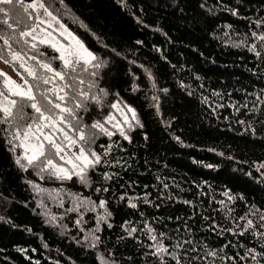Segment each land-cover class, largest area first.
<instances>
[{
    "label": "trees",
    "instance_id": "16d2710c",
    "mask_svg": "<svg viewBox=\"0 0 264 264\" xmlns=\"http://www.w3.org/2000/svg\"><path fill=\"white\" fill-rule=\"evenodd\" d=\"M65 4L72 15L62 21L82 39L85 29L73 18L87 25L85 43L106 57L97 77L82 73L83 84L77 81L78 90L89 93L85 108L76 109L81 122L91 126L94 120H103L114 113L113 101L120 99L136 109L142 126L128 131L130 140L114 129L111 137H95L92 147L98 153L111 144L109 164L89 169L87 186L75 175L59 180L49 178L45 170L41 179L35 169L20 170L0 137V216L16 225L0 221V264H101L98 253L107 256L109 251V259L118 264H159L151 255L155 248L148 247L157 240L170 245L183 242L177 252L193 249L190 256L204 257L194 264H264L258 256L264 238L255 234L264 233L259 227V215H264V169L257 171L264 161V59L248 51L249 46L260 44L259 40L253 43L251 31H264V26L255 24L264 20V0H65ZM59 7L54 2V8ZM230 8L239 14L233 15ZM17 12L23 17L21 10ZM245 34L244 45L234 46ZM21 51L31 66L36 61L28 56L59 55L38 42L36 49ZM51 62L61 67L58 60ZM9 64L32 81L18 63ZM91 81H96L95 86H90ZM101 88L107 96L99 93ZM91 95H100L101 105ZM24 110L32 112L30 107ZM70 123L65 132L71 138L79 125L76 120ZM105 126L112 129L111 122ZM56 136L65 142L62 134ZM104 171L119 176L104 180ZM41 187L48 189L46 195L37 191ZM97 187L109 190L98 192ZM124 193L127 199L121 198ZM145 193L150 203L145 202ZM83 197L96 203L105 200L112 213L107 218L112 227L102 221L95 233L100 237L95 248L84 247L83 240L75 242L82 237L91 242L90 230L95 231L97 217L104 212L100 207L79 208ZM127 200L137 207H130ZM242 216L244 220L239 219ZM248 219L254 221L252 229L241 234L239 226ZM130 226L140 231L130 237L125 231ZM161 232L166 236L160 237ZM213 249L224 258L205 255ZM250 249L255 251L245 256ZM253 255L257 260H252ZM164 260L170 257L165 254Z\"/></svg>",
    "mask_w": 264,
    "mask_h": 264
},
{
    "label": "snow or ice",
    "instance_id": "6c2138e0",
    "mask_svg": "<svg viewBox=\"0 0 264 264\" xmlns=\"http://www.w3.org/2000/svg\"><path fill=\"white\" fill-rule=\"evenodd\" d=\"M54 2L58 3L60 7L54 8ZM17 9L23 12V17L19 15ZM228 10L233 15L239 14L236 8ZM53 11L56 12V15H53ZM66 15L70 16L72 14L71 10L66 6L65 0H27V2L25 0H0V41L3 42L0 44V61H3L5 64L12 63L15 65L18 63L19 67L24 70V73L32 78L30 82L21 76L22 82L18 83L3 72V70H0V77H2L0 79V137H3L8 152L12 154V162L20 170L35 169L41 179L44 178L42 174L45 170H47L49 178L54 177L59 180H70L75 175L82 184L87 186L90 182V177L87 174L88 170H94L99 165L107 166L109 164L108 154L111 150V144L102 146L104 151L98 153L92 147L95 143V137L98 135L111 137L114 135V129L125 140H130L128 131L142 125L140 124L136 109L131 104L120 99L113 101L110 108L120 111L122 120L115 121L112 113L109 112L107 116L103 117V120H94L91 126H85L81 122L76 109L85 108L83 101L89 99V93L78 90L76 87L77 81L83 84L84 81L81 79L82 73H88L93 78L97 77L98 70L106 66V57L99 55L92 50L89 44L85 43V40L89 38V30L87 25L83 24L82 21H79L78 18H73L74 23L78 22L80 27L85 29L84 33H82L84 39L62 23V19ZM52 22H55L57 27L49 31V29H52ZM255 24L257 26H264V20H257ZM43 25H47V27H42ZM226 27H231V25H226ZM53 32H57L59 37L63 39H57L53 35ZM91 35L95 36L94 33ZM251 36L254 38L253 43L255 40L260 41L257 47L261 51H258L257 47L252 46L248 47V51L254 52L257 57L264 59V31H251ZM246 40L247 34H245L243 40L235 43L234 46H242ZM37 42L49 46L59 55L52 56L49 59H38L36 55H31L27 58L36 61V65H28L25 62L26 53L22 54L21 50L25 47L36 49ZM97 42H99V38H97ZM136 43L140 44L141 41H137ZM103 47L107 48V45H103ZM111 51L115 55H119L115 49ZM40 55L45 54L41 53ZM52 60H58L61 67L59 69L53 67ZM36 68L43 69L44 72L38 75ZM89 69H91L90 72ZM53 81L57 82L53 87H46V85ZM95 83L96 81H91L90 86H95ZM161 91L167 92V89H162ZM99 93L103 94V96L108 95L107 90L103 88L99 89ZM37 94H39V97ZM116 95L118 96V94ZM77 96L82 99H77ZM90 99L101 105L102 97L100 95H91ZM157 99L158 97H153V100ZM26 107H30L32 112H25L24 109ZM70 120H76L79 125L77 135L71 138L68 137L63 127L64 125L71 127ZM106 122H112V129L105 126ZM89 128L91 129L90 134ZM55 133L62 134L64 141L67 143L58 141ZM174 139L178 143H182L179 136L174 137ZM69 145H78V150L71 152L68 147ZM17 149H21L22 151L18 152ZM211 151H215V149H211ZM220 155L223 156L224 153H220ZM61 161L64 163H61ZM112 163L119 164L120 161L112 160ZM66 165H70V167ZM206 166L213 167V165ZM261 169H264V161L260 162V167L257 168V171L261 172ZM101 175L104 180H109L112 179L113 175L119 176V173L111 174L104 171ZM261 177H264V172H261ZM257 179H260V177H257ZM27 183L34 184L33 181H27ZM108 190V188L104 187L96 188L98 192H107ZM37 191H40V189L38 188ZM225 194L228 195L229 200L233 198L228 192ZM144 195L145 202L150 203L147 199V193ZM121 198L127 199V193L122 194ZM240 199H243V197L241 196ZM127 202L130 207H137V204L132 203L131 200H127ZM187 203L190 204L192 202L187 201ZM220 203L224 202L220 201ZM105 205L106 201L103 199H100L98 203L93 202L88 197H83L79 200L77 205L79 208L94 210L96 207H100L104 208V212L97 217L95 231L90 230L91 242H89V237H82L76 239L75 242L77 244H80L81 240H83L84 247L95 248L100 242V237L95 233L100 230L101 222L107 223V218L112 216V213L108 211ZM155 206L159 207V204ZM67 211H73V209L69 208ZM204 219L207 220L208 217H204ZM239 219L244 220L245 217L242 216ZM0 221L11 227H16L9 218L0 216ZM259 222V227L264 228V215H259ZM45 223H48V221L46 220ZM124 223L130 224L129 221H125ZM253 223L252 219H248L244 224L240 225L241 234H246L245 230H251ZM212 224H216V221L212 220ZM145 225L147 226V221H145ZM107 227L111 228L112 224L107 223ZM213 230L215 231V229ZM125 231L131 237L133 232L140 231V229L130 226ZM151 231L153 229L149 228V232ZM189 231L191 230L189 229ZM225 231L231 232L233 229L227 228ZM255 234L261 235L264 238V233L257 231ZM159 236L165 237L166 233L161 232ZM133 238L139 239L138 237ZM151 239L157 240V237L152 236ZM177 239L179 240L178 237ZM188 243H191V241L189 240ZM148 247L155 248V252L151 253V255L158 258L159 264H172V261L175 264H194L196 259H204L203 256H190L189 253L193 249L177 252L176 249H183V242L170 245L157 240L156 244H149ZM21 251L24 250L21 249ZM253 251L255 249L245 252V256ZM165 254L170 257L169 261L164 260ZM205 255L216 256L221 260L224 258L215 249L206 252ZM111 256V251L108 252L107 256H101L98 253L101 264H118L115 259H109ZM258 256L264 261V246H262ZM181 257H183V260ZM239 258L241 260L244 259L243 256ZM252 260H257V256L253 255Z\"/></svg>",
    "mask_w": 264,
    "mask_h": 264
},
{
    "label": "rangeland",
    "instance_id": "374dc122",
    "mask_svg": "<svg viewBox=\"0 0 264 264\" xmlns=\"http://www.w3.org/2000/svg\"><path fill=\"white\" fill-rule=\"evenodd\" d=\"M42 15V13H41ZM54 15V14H53ZM62 23H64L62 21ZM65 24V23H64ZM66 25V24H65ZM67 26V25H66ZM42 27H47V25H43ZM57 27V25L55 24V22H52V29H49V31H52L53 29H55ZM68 27V26H67ZM69 28V27H68ZM70 29V28H69ZM71 30V29H70ZM72 31V30H71ZM74 32V31H72ZM75 33V32H74ZM76 34V33H75ZM53 35L56 36L57 39H63L62 37H59L57 32H53ZM77 35V34H76ZM0 70H3V72H5L8 76H10L12 79L16 80L18 83L22 82L21 81V76H23L24 78H26L24 75L20 74L18 71H16L12 65L10 64H5L3 61H0ZM19 73V75H18ZM118 113V114H117ZM113 118L115 121H120L122 120V116L120 114V111H118L117 109H115L114 113L112 114ZM112 123V122H111ZM65 128V125L63 126ZM72 129H74L72 127ZM59 134L56 133L55 136ZM68 135V134H67ZM57 137V136H56ZM58 138V137H57ZM56 138V139H57ZM65 144L67 143L66 141L64 142ZM69 150L71 152H76L78 150V145H69ZM58 159V158H57ZM61 163H64L63 161H61ZM68 167H70V165H66ZM40 189V195H46L48 193V189L45 188H39ZM58 194V193H57ZM59 197H63V195H59ZM63 200V199H62ZM61 200V201H62Z\"/></svg>",
    "mask_w": 264,
    "mask_h": 264
}]
</instances>
